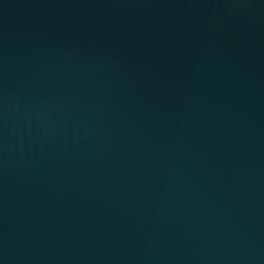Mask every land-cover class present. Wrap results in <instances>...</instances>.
Returning <instances> with one entry per match:
<instances>
[{
    "label": "water",
    "instance_id": "95a60500",
    "mask_svg": "<svg viewBox=\"0 0 264 264\" xmlns=\"http://www.w3.org/2000/svg\"><path fill=\"white\" fill-rule=\"evenodd\" d=\"M0 264H264V0H0Z\"/></svg>",
    "mask_w": 264,
    "mask_h": 264
}]
</instances>
